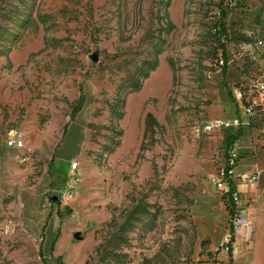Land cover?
<instances>
[{"label":"rangeland","instance_id":"obj_1","mask_svg":"<svg viewBox=\"0 0 264 264\" xmlns=\"http://www.w3.org/2000/svg\"><path fill=\"white\" fill-rule=\"evenodd\" d=\"M257 150L264 0H0V264H141L191 222L181 264H228L211 179ZM239 191L258 240L233 264H264V187Z\"/></svg>","mask_w":264,"mask_h":264},{"label":"built area","instance_id":"obj_2","mask_svg":"<svg viewBox=\"0 0 264 264\" xmlns=\"http://www.w3.org/2000/svg\"><path fill=\"white\" fill-rule=\"evenodd\" d=\"M221 65H224V62L221 61ZM236 99L240 102L243 99L244 93L242 91L235 92ZM231 128L232 125L224 121L214 122L212 125L207 127V132H213L215 129ZM235 147V146H234ZM7 148L15 151H21L25 148V137L22 132L14 131L10 134ZM233 150L229 153H233ZM22 162H26L27 158L21 157ZM233 161L231 164H227L221 168L217 174L211 179V183L221 192L224 196L227 197L231 213L230 219V231L225 239L223 248L226 250L227 254L230 249H237L240 245L246 246L250 249V246L253 242L255 236V225L251 220L248 213L245 211V208L242 206L241 193L238 189V183L236 179L238 175L235 172V167H233ZM77 164L74 163L71 165V170L75 171ZM0 179H1V170H0ZM242 183L253 187L258 184L259 175L257 173L241 175ZM235 186V189L232 187Z\"/></svg>","mask_w":264,"mask_h":264},{"label":"trees","instance_id":"obj_3","mask_svg":"<svg viewBox=\"0 0 264 264\" xmlns=\"http://www.w3.org/2000/svg\"><path fill=\"white\" fill-rule=\"evenodd\" d=\"M223 53L226 52L225 46L222 45ZM225 57V55H224ZM226 63V61L224 62ZM148 119H152V117L149 115L147 116ZM243 132L241 129L238 132V135L234 137H230L227 140V148L229 151L233 150L236 142L242 137ZM226 148V151H227ZM227 151V152H229ZM235 189V186H232ZM226 197V196H225ZM227 198V197H226ZM228 201V200H227ZM229 205V203H228ZM187 211L184 209V212ZM232 210H230L229 207V215H231ZM189 228H191L189 230ZM183 227L182 228V234H184L185 238H180L178 241L174 242L171 240H167L166 242H163L160 244V247L153 256L144 255L141 264H181V263H190L192 262V255L194 252L195 242L197 240L196 233L194 235H190V232L192 230H196L193 223H190V227ZM209 241L203 242L202 246L208 245ZM109 256V252L107 254ZM228 264H233L234 261V255L233 250L230 249L228 254ZM130 263L128 261V254L126 253V264Z\"/></svg>","mask_w":264,"mask_h":264},{"label":"crops","instance_id":"obj_4","mask_svg":"<svg viewBox=\"0 0 264 264\" xmlns=\"http://www.w3.org/2000/svg\"><path fill=\"white\" fill-rule=\"evenodd\" d=\"M9 150H11V149H9ZM260 152H262L260 155H259V153ZM256 153H257V159L255 160V162H253L252 163V165L250 166V168H251V172H254V173H257L258 175H259V181H258V184L256 185V186H253V187H255V189L257 190L256 191V195H254L255 197H254V200H255V203H256V205L258 206V202H259V199H260V195H259V187H264V151H262V150H257L256 151ZM240 169V170H239ZM244 169V167H242V166H237V168H235V171L237 172L236 174L238 175V177H237V179H236V183H238L239 185L237 186L238 187V189H241L243 186H246V187H250V186H248V185H246L245 183H242V179H240V177H241V175H248L247 173H248V171H245V170H243ZM253 174V173H252ZM0 181H1V179H0ZM242 191V190H241ZM241 193V192H240ZM245 198L244 199H242V203H246V202H249V197L247 196V195H245L244 196ZM246 212H247V207H246V210H245ZM248 213V212H247ZM248 215L250 216V218L252 219V221H253V223H254V225H255V229H256V233L258 232L257 231V217H258V215H257V211H256V213H253V212H251V214H249L248 213ZM228 233H229V231L228 230H226V233L224 234V237H223V241H222V247H223V245H224V243H225V239H226V237H227V235H228ZM257 234H256V239H255V241H254V244H256V242H257ZM254 244H253V246H251L252 247V249H251V247H250V249H248L247 248V250H244L243 248V246L242 245H240L235 251H234V261H233V263L234 262H237L240 258L242 259V258H244V257H246L247 256V254L250 252H252L253 254H254ZM220 256V260L222 261V260H225V262H227V259H228V257H227V254L226 253H224V254H222V255H219ZM253 262H254V259L252 260Z\"/></svg>","mask_w":264,"mask_h":264},{"label":"water","instance_id":"obj_5","mask_svg":"<svg viewBox=\"0 0 264 264\" xmlns=\"http://www.w3.org/2000/svg\"><path fill=\"white\" fill-rule=\"evenodd\" d=\"M74 239L76 241H81L83 238L81 237L80 233H77V234L74 235Z\"/></svg>","mask_w":264,"mask_h":264}]
</instances>
